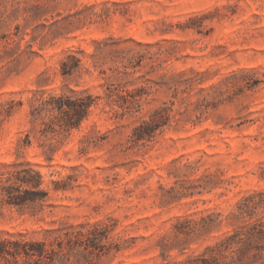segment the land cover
I'll return each instance as SVG.
<instances>
[{"label":"rangeland","instance_id":"374dc122","mask_svg":"<svg viewBox=\"0 0 264 264\" xmlns=\"http://www.w3.org/2000/svg\"><path fill=\"white\" fill-rule=\"evenodd\" d=\"M0 264H264V0H0Z\"/></svg>","mask_w":264,"mask_h":264},{"label":"trees","instance_id":"16d2710c","mask_svg":"<svg viewBox=\"0 0 264 264\" xmlns=\"http://www.w3.org/2000/svg\"><path fill=\"white\" fill-rule=\"evenodd\" d=\"M51 100L56 103L55 106L51 104L49 101H43L40 104V107L43 105L51 106V111H58L59 114H65L68 116L67 121H63L62 127L66 129H70L73 127H77L82 114H86L88 112V109L95 103L94 98L92 95L86 93L83 97H78L75 100H67V103L64 102V100L59 98H51ZM40 107H38L40 109ZM135 137L137 140L143 139V134H135ZM40 178V177H39ZM40 180V179H39ZM37 180L35 183L32 182V179H29L28 177H24L21 182L24 184H32L35 187H38L41 183ZM26 253V252H25ZM27 254V253H26Z\"/></svg>","mask_w":264,"mask_h":264}]
</instances>
